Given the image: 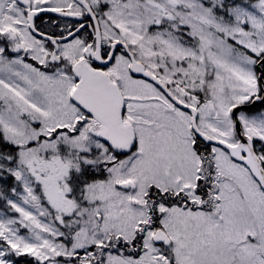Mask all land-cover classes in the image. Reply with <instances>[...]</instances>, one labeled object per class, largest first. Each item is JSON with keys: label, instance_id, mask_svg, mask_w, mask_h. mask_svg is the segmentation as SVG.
<instances>
[{"label": "snow or ice", "instance_id": "1", "mask_svg": "<svg viewBox=\"0 0 264 264\" xmlns=\"http://www.w3.org/2000/svg\"><path fill=\"white\" fill-rule=\"evenodd\" d=\"M0 264H264V0H0Z\"/></svg>", "mask_w": 264, "mask_h": 264}]
</instances>
